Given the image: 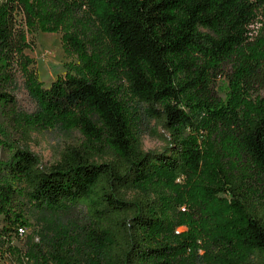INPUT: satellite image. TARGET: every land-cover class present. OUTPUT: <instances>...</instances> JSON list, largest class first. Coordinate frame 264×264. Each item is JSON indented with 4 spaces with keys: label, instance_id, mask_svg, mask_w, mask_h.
Returning <instances> with one entry per match:
<instances>
[{
    "label": "trees",
    "instance_id": "trees-1",
    "mask_svg": "<svg viewBox=\"0 0 264 264\" xmlns=\"http://www.w3.org/2000/svg\"><path fill=\"white\" fill-rule=\"evenodd\" d=\"M37 30L74 57L48 87L24 52ZM140 117L168 131L160 151ZM4 125L81 139L47 166L25 145L0 159V264H264V0H0ZM20 201L41 225L22 250Z\"/></svg>",
    "mask_w": 264,
    "mask_h": 264
},
{
    "label": "rangeland",
    "instance_id": "rangeland-1",
    "mask_svg": "<svg viewBox=\"0 0 264 264\" xmlns=\"http://www.w3.org/2000/svg\"><path fill=\"white\" fill-rule=\"evenodd\" d=\"M60 36L61 33L59 31L42 32L37 30L27 34L30 47L26 48L24 52L32 59L30 66L44 87H48L57 76L63 75L66 63L74 59L73 56H67L65 54ZM215 90L218 95H224L225 83L221 78L217 80ZM9 91L14 95L18 109L32 111L36 108V102L28 94L23 78L19 72L16 73L14 83L9 88ZM134 105L139 110L137 101H134ZM139 119L142 129L140 134L141 148L143 150L160 151L167 143L169 137L168 131L154 120L142 117ZM80 139L81 135L78 131L64 130L59 127L49 128L43 131H33L27 139H22L10 127L4 125L0 128V159L7 157L13 147L25 145L39 157L41 165L47 166L59 157L61 150L66 145L75 144ZM176 180L179 183L183 182L181 178H177ZM19 203L18 207L24 212L28 224L24 227L25 232L23 236L13 239L12 242L22 250L25 240L24 235L37 233L41 225L37 221L38 213L28 203L25 204V202L21 201ZM185 207V205H182L180 210H183ZM185 229V225L175 226V232ZM197 255L200 258L203 257V248L197 250ZM3 262L6 264H21L14 257H6L3 259Z\"/></svg>",
    "mask_w": 264,
    "mask_h": 264
},
{
    "label": "built area",
    "instance_id": "built-area-1",
    "mask_svg": "<svg viewBox=\"0 0 264 264\" xmlns=\"http://www.w3.org/2000/svg\"><path fill=\"white\" fill-rule=\"evenodd\" d=\"M21 230V229H20Z\"/></svg>",
    "mask_w": 264,
    "mask_h": 264
}]
</instances>
